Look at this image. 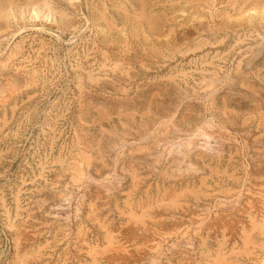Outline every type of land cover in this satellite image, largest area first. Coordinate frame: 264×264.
<instances>
[{
  "label": "rangeland",
  "instance_id": "rangeland-1",
  "mask_svg": "<svg viewBox=\"0 0 264 264\" xmlns=\"http://www.w3.org/2000/svg\"><path fill=\"white\" fill-rule=\"evenodd\" d=\"M0 264H264V0H0Z\"/></svg>",
  "mask_w": 264,
  "mask_h": 264
}]
</instances>
